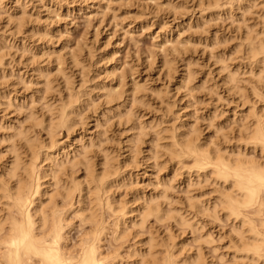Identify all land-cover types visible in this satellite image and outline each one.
<instances>
[{"label":"rangeland","instance_id":"374dc122","mask_svg":"<svg viewBox=\"0 0 264 264\" xmlns=\"http://www.w3.org/2000/svg\"><path fill=\"white\" fill-rule=\"evenodd\" d=\"M263 2L2 0L0 220L12 215L4 189L20 176L21 167L17 173L9 168L15 152L25 164L34 160L28 153L33 147L28 151L25 144L29 136L39 152L33 150L34 158L40 154L38 173L46 172L33 206L41 203L47 215L56 210L63 218L62 244L70 254L92 234L93 225L77 216L94 206V188L84 186L78 205L76 193L62 199L61 185L70 177L86 185L84 167L90 161L96 172L111 169L104 196L115 212H97L105 222L97 244L101 264H164L170 257L173 264H191L200 250L202 264L241 263L235 222L217 205L221 211L215 208V217L204 211L216 203L218 183L190 175L191 159L175 161L169 150L190 132L198 143L222 152L239 149L250 160L263 159L264 151L244 145L247 134H242L246 121L253 127L264 116L263 54H252L254 61L247 55L264 46L259 42L264 41ZM108 88L116 93L107 96ZM64 106H73L69 128L50 131L46 124ZM254 113L256 119H250ZM105 156L113 159L107 158L108 165ZM196 202L194 210L190 205ZM152 203L165 215L141 220V210ZM250 214L264 229V214Z\"/></svg>","mask_w":264,"mask_h":264},{"label":"bare ground","instance_id":"6f19581e","mask_svg":"<svg viewBox=\"0 0 264 264\" xmlns=\"http://www.w3.org/2000/svg\"><path fill=\"white\" fill-rule=\"evenodd\" d=\"M207 1H209V0H207ZM263 11H264V9H263ZM259 42L264 45V41L263 42L259 41ZM251 44L253 46L256 45V44L252 43V40H251ZM251 44H249V46ZM259 45H261V44H259ZM247 51H249V50H247ZM251 51H252V53L247 54V55L251 56L252 54H254V56H256L258 54H261V55L263 54V57L262 56L261 57L264 60V46H258L257 48H251ZM254 56H251V58ZM74 58L77 59L76 57H74ZM254 60L252 58V61H254ZM263 60H261V61H263ZM72 61L74 62V60H72ZM256 61L259 62L258 60H256ZM77 62H78V60H77ZM77 62L75 61L74 63H77ZM260 73H261V71H260ZM229 77H230V75H229ZM45 83H47V82L45 81ZM48 84H50L49 81H48ZM134 87H133V90L136 89V88L134 89ZM45 88L47 89L48 87H45ZM106 90H105V92H106ZM115 93H116V91L113 92L110 88H108L106 95L112 96ZM71 97L73 98V96H71ZM70 98H67V102H69L68 99H70ZM76 103L77 102H75V105H76ZM65 106H64L63 110L60 109L61 112L59 111L58 115L55 114V116H57L56 118H54V115L51 116L52 118L55 119L54 121L53 120L51 122L48 121V124H46L47 128L50 131H54L57 129L60 130L61 128H67L69 126L71 119H72L71 117L73 116V115L71 116V114L73 112V106L67 107V108H65ZM62 108H63V106H62ZM73 118H75V117H73ZM252 129H253V133L250 135L247 134L245 136L246 139H244L243 144L244 145H247V144L252 145L253 146L252 148L258 147L259 152H262V151H264V143H261V136H262V134H264V127H262L258 123V120H257V122L252 127ZM189 133L188 132L183 133L184 137H182L179 140L178 139L174 140L173 146L175 148H174V150H173V148H171L169 150L171 152L170 154H172V156H174L176 158L175 161L182 160V158L191 159L192 166L189 167V169H188L189 170L188 172L190 175L195 174L196 177H199L202 174V176H204V177H206V176L213 177L214 180L216 181V183H218L219 194L217 195L216 200L214 199L216 201V203H214L215 201L213 202L210 200L211 202H209V204H211L212 202L214 203V204H211L212 210L210 209L209 206L206 207L204 204L203 205V206H205L204 211H208V214L211 211L212 212L211 216L215 217V214L217 213V211L222 209L225 212L224 215L228 219H232V221H234L236 223V224L234 223V226L232 225L233 226L232 227L233 232L238 237V241H237V239L235 240V244L238 242V244H236V246H235V247H237V250H235V248H234V250L239 251V252L241 251L243 253V255L242 256L240 255L241 257H239V258L243 259L242 262L239 264H264V233H263L264 231L262 232V230H264V229L261 230V227H259V225L258 226L256 225L257 223L255 221L257 220L258 217L255 220V219L251 218V217H253V215L250 214L251 215L250 217L248 215L249 210L255 216L256 215L262 216V214H264V212H263V209H264V171L261 170V169H264V163H257L258 161H254L252 159L250 160V159L246 158L244 155L245 153L242 154L241 150L239 151V149H236L235 151L230 150L231 152H222L223 150L221 151L220 148H218L216 146H211L207 142H203L202 144L198 143L196 141V138L194 136L189 135ZM22 136H23V134H22ZM21 137L19 136L18 138H21ZM28 137L29 136H27V138ZM27 138H26L25 144L29 148L27 149L26 146L25 145L24 146L28 151L30 148L32 149V147H33L31 153L30 152H28V153L32 154L30 159H32V160L34 159V160L31 161L29 159L31 162L29 161V163H27V161H28L27 160L26 164H25V162L18 160V153L17 152H15V155L13 154L14 160H13V164H11V167H9L10 172L16 171V173H17V169L19 167H21L22 169L21 168L20 169H21L22 173L19 174L21 172V171H19L18 175H20V176L18 177L16 175V177H18L16 183H13L14 184L13 186L7 185L6 189H4L5 194L3 193L4 197L7 198V202L9 201V203H7V204H9L8 208L13 210V212L15 214L13 212L11 213V210H8V212H10V214H12V215L7 220H0V264H35V263H38V264H101L102 262L104 263L103 258L100 257L101 253L98 252V245L97 244L99 241V237L101 236V233H104V232H102V230H103V223H105V222H103L104 219L103 220L101 219V218H103L102 213L100 214L102 216L100 218V215L97 212L102 210V209L104 210V208H106L108 211H110V213L112 212L111 214H113L115 212L113 207H111V203L109 202L111 199L107 198L108 195L106 197L104 196V195H106V193L109 192L108 188L110 185L109 183L111 181L109 180L110 177L108 176V172L111 169L107 168V171H106V169L105 170L103 169L104 166L103 167L101 166V168L103 170H100V172L99 171L96 172L95 168L93 169V167H91L93 165H89V163H90V161H89L87 163V165H85V167H84L86 173H88L86 175V177L88 176V178H87L88 181H87V179H86V182L84 181V183L86 185H83L82 181H79V180L76 181L75 179H73V177H70L72 179L67 181V182L63 180L64 183H63V185H61L62 186V190H61L62 199L63 198H70V197L73 198L72 195H74V193H76V195L78 194V201L77 202H79L78 203V205H79V204H81V201H80L81 199L79 200V198H81L84 188L87 187V189H88V188L93 186L92 188H94V190L91 189L92 192H90V193H93V196H92L93 199L90 195L89 196L92 199L91 201L94 202L93 207H96L94 209L92 207V208H90V210L88 209L89 211H87V213L84 212L85 213L84 214L82 212L81 215L77 216V217L81 216L80 218L82 221L89 222L90 225H93L92 231L91 232L89 231V234L92 233L93 236H92V234H90L92 237H90L88 239H87V237H89L90 235H88L87 237H84V240L82 241V243L80 245V242L82 240L81 239L79 244H78V247L80 245L79 250L78 249L76 250L78 253H74L75 252L74 251L73 252L74 254L73 253L70 254L71 251L70 252L68 250H67L68 252L65 251L66 249L64 250V245H63L64 243L62 244V240L64 238L62 237L63 236L62 235V227L63 226H62L61 221L63 218H60L61 216L58 215L57 211L54 209H52V210L50 209L51 211H53V210L54 211L50 215H47L45 213V211L43 210L41 203L37 204L35 207L33 206L34 200L36 199V196H39V194H40V188H39L40 183H39V181H40V179L46 177V175H45L46 172H43V170H42V173H38L39 171L37 170L36 162H37V160H39L37 156H39L40 154L39 155L37 154L36 158H34L35 157L34 154L36 155V153L38 151L34 148V146H32V143L30 142L32 140L29 141V140H27ZM19 143H21V142H19ZM23 144H24V142H23ZM236 147L238 148V146H236ZM15 149H17V148H15ZM34 149L37 151L36 153L33 152ZM55 151H56V149H55ZM46 154L47 153H45V155H44L45 158L47 157ZM108 157L110 158V156H108ZM107 158L105 156L104 161H107L109 159V158L108 159ZM83 159H85V158H83ZM102 159H103V156H102ZM109 160L107 161V165H108ZM112 160L113 159L111 157L110 161L112 162ZM262 160H264V157ZM262 160H260V161H262ZM85 161H86V159H85ZM87 161H88V159H87ZM103 162L101 163L102 165H103ZM109 164H111V163H109ZM179 165H181V163ZM44 171H45V169H44ZM101 171H103V172H101ZM109 175H111V171H110ZM54 176H56V175H54ZM54 178H56V177H54ZM57 183H58V180H57ZM90 185H92V186H90ZM84 186H86V187H84ZM216 188H217V186H216ZM6 198H4V199L6 200ZM89 203H90V201H89ZM194 203H193V205H190V206H193L192 208H194V206H196V207L199 206L197 204V202H196V205ZM152 204L155 205L156 203H152ZM152 204H151V206L143 207V209L140 212V219L141 220L148 217V216H150V217L153 216L155 219H160L161 215L163 214L159 208L160 205L159 206H156V205L152 206ZM206 205H207V203H206ZM216 205L220 209L217 210ZM82 206L83 205H81V207ZM91 206L92 205H90V207ZM87 208H89V206ZM87 208H85V210ZM215 208L217 211L215 210ZM117 210H119V209H116V211ZM194 210H196V208H194ZM201 211H202V209H201ZM58 213H60V212L58 211ZM9 215H7V216H9ZM36 215H37V218H36ZM115 215H116V213H115ZM163 215H165V214H163ZM168 215L172 216V214L171 215L168 214ZM180 215H182V214H180ZM7 216H5V217L7 218ZM115 217L116 216H114V219H116ZM173 217H174V215H173ZM175 217H177V216H175ZM179 217H181V216H179ZM182 217H183V215H182ZM0 218H1V216H0ZM35 218L37 220H35ZM165 218H166V216H165ZM177 219H175V220H177ZM180 219L182 220V218H180ZM183 220H185V219L183 218ZM145 221H147V219ZM186 221H187V219H186ZM186 221H184V222H186ZM232 221H230V222L232 223ZM119 222H120V220H117V222H116L117 227H119ZM180 223H182V222H180ZM123 224H125V223H123ZM6 225H7V228H6L7 231L5 230L4 232H6V233H2L4 236H1V232L4 230V226H6ZM189 226H191V225H189ZM260 226H261V224H260ZM263 228H264V225H263ZM38 230L40 231L39 233L37 232ZM104 230H105V228H104ZM123 231H121V232H123ZM150 240H151V238L149 239V241ZM208 241H209V239H208ZM148 244H150V242ZM148 244H147V246H148ZM156 246H158V245H156ZM156 246H153V247H156ZM154 249L156 250V248H154ZM146 250L148 251L147 248H146ZM197 251L199 252V250H197ZM200 251H201V253H196V255L194 254L195 256L192 253V256H194V257L192 258L191 264H202L203 263L202 259H201L203 252H202V250H200ZM149 252L150 251L146 252L147 255L149 254ZM133 254H134V252H133ZM136 254H134V255H136ZM155 255H157V254H155ZM155 255H154V257H155ZM165 255L167 257V254H165ZM164 256L162 258H164ZM170 256H172V255H170ZM187 256H189V255H187ZM192 256H190V257H192ZM154 257H152L151 259L153 260ZM186 258H188V257H186ZM142 259L143 258L138 259V261L139 260L142 261ZM169 259L174 260V258H171V257ZM169 259H167L166 262H164V264H173L172 260L170 261ZM236 259L238 260V258H236ZM34 260H36V262H34ZM141 261H139V262H141ZM145 261H146V259H145ZM143 262H144V260H143ZM143 262H141L139 264H143ZM106 263H108V262H106ZM161 263H162V261H161ZM212 264H214V263H212Z\"/></svg>","mask_w":264,"mask_h":264},{"label":"clouds","instance_id":"9594fccd","mask_svg":"<svg viewBox=\"0 0 264 264\" xmlns=\"http://www.w3.org/2000/svg\"><path fill=\"white\" fill-rule=\"evenodd\" d=\"M0 2H2V0H0ZM260 102L264 103V99H262ZM250 119H256L255 113L253 114L252 117H250ZM258 123L264 127V116H261ZM239 127V126H238ZM253 133V129L252 127L248 124V122H245V133L242 134H252ZM261 143H264V134H262L261 136ZM257 163H264V160L262 161H258ZM262 171H264V169H261Z\"/></svg>","mask_w":264,"mask_h":264}]
</instances>
